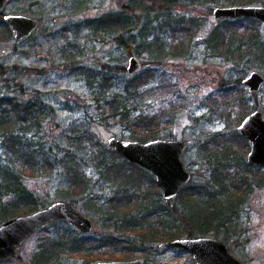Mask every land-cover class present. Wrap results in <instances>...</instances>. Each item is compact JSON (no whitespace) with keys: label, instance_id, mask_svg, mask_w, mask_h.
Here are the masks:
<instances>
[{"label":"rangeland","instance_id":"1","mask_svg":"<svg viewBox=\"0 0 264 264\" xmlns=\"http://www.w3.org/2000/svg\"><path fill=\"white\" fill-rule=\"evenodd\" d=\"M182 1L171 9L162 8L157 0H7L5 3L3 14H25L36 18L38 24L29 37L19 41L14 39L13 31L6 32L0 25V95L30 101L32 105L42 101L53 106V113L38 122L39 127L29 131L27 138L34 143L42 141L45 147L53 145L49 156H55V167L50 173L38 167L36 173L39 175H26L25 182L38 196L51 201H67L90 217L99 230L91 235L124 238L119 231L106 226L104 210L107 206L97 202L98 196L109 188L107 184L112 182L113 174L100 175L90 165L93 161H82L81 166H76L77 172H83L90 180L89 186L83 188L73 184V174L61 163L71 156L63 148H68L80 130L87 129L81 142L85 141L90 150L84 143L73 142L69 147L72 152L78 151V156L98 153L101 148L112 152L108 139H133L129 136L130 128L136 127L133 116L144 111L150 116L149 124L158 127L159 137L154 138H178L186 143L180 158L185 168L193 173L192 180L199 183L210 176L213 160L223 156L224 147L227 157H235L231 159L236 165H242L237 157L240 154L245 163L250 141L237 126L255 109L260 110L264 118V82L257 92L250 91L242 83L252 70L264 76V58L249 49V39H255L251 32L257 31L261 38L264 37V22L247 19L235 24L225 23L215 18L212 10L230 5L205 2L187 9ZM175 18L179 21L174 22ZM214 27L223 34L221 39L215 36L218 40L213 43ZM222 40L226 44L231 41L228 53H214L212 50H221ZM176 48L190 52L162 56L159 61L150 59L153 53ZM132 56L139 67L128 73L126 66ZM122 65L126 72L121 70ZM135 82L139 96L125 103L128 116L119 113L120 107L115 109L117 113L110 114L107 100L117 101L112 94L121 93L124 83L133 87ZM240 97H244L243 108L239 107ZM60 144H63V151L57 149ZM3 146L0 136V154ZM109 155L121 165L114 153ZM126 163L116 172L117 176H128L126 183L130 184L137 180L136 187L148 200L157 198L160 188L152 180L154 178ZM222 166L232 168L233 164L222 163ZM15 167L20 168L18 164ZM257 167L260 169H255V176H261L262 180L242 212L241 235L234 245L233 241L229 245L215 237L243 264H264V165ZM118 182L125 184L120 178ZM76 230L61 220L42 225L17 247L16 256L0 264H35L33 254L40 242L67 238L73 233L74 238L80 239L84 233ZM161 241L151 244V248L146 244L145 253L134 250L130 258H120L123 255L119 250L105 241L106 245L96 253L100 254V259L85 257L83 252L61 253L58 259L59 264H94L100 260L135 258L144 259L143 264L145 261L147 264L193 263L190 252L162 249L159 247Z\"/></svg>","mask_w":264,"mask_h":264},{"label":"trees","instance_id":"2","mask_svg":"<svg viewBox=\"0 0 264 264\" xmlns=\"http://www.w3.org/2000/svg\"><path fill=\"white\" fill-rule=\"evenodd\" d=\"M157 1H160L159 5L162 8L169 9L173 8L177 3H181L179 2L180 0ZM185 1L187 2L185 3ZM205 2H215L223 5H264V0H184V7L190 9L191 5L195 8L194 4ZM219 19L225 23L235 24L254 18L225 17ZM177 20L178 18H175L174 22H177ZM255 20L259 22V20ZM0 25L4 27L6 32L12 31L11 28H8V23L1 15ZM217 29V27L212 28L214 37L211 38V41L213 43L218 40L215 36H219L221 39L223 34ZM251 33V35L255 36V39H249V49L255 50L257 55L259 53V56L264 58V37L261 38L257 31ZM230 43L231 41L226 44L222 40L221 50L212 51L214 53H228L231 47ZM209 44L207 48H209ZM189 52L185 48H176L174 50L171 49L170 52L153 53L150 59L159 61L162 56L170 54L171 56H181L187 55ZM120 68L123 72H126L123 65ZM125 75L127 77L128 74L125 73ZM112 95L116 96L114 99H117V101L115 102L119 104L112 102V99L107 100L106 105L109 106L108 108H111L109 113H117L115 109L120 107L121 111L119 113L123 116H128L129 112L126 109L125 103L139 96L137 83L135 82L133 87H131L130 83H124L123 91L121 93H113ZM243 98H239L240 108H243L245 105ZM52 110L53 106L50 103L40 101L34 102L32 105L30 101L17 100L5 94L0 95V136L4 145V151L0 154V220L5 221L15 213L18 215L20 213H29L37 209L38 206H45L51 201L50 198L38 196L37 191L25 182L24 176L31 174L38 176L39 173H36L38 167H44L45 172L48 173L55 167V156L52 158L49 156L51 155L49 152L52 151L53 145L50 144L45 147L42 141L34 143V141L27 138L28 132L35 130L37 126L39 127L38 122L47 117V115L52 114ZM143 112L140 111L133 116V121L135 122L133 123L136 124V127L133 125L132 130L129 127L131 131L129 134L130 138L144 141L159 137L158 127L151 126L149 124V114ZM85 131L87 129L80 130L79 135L69 142L68 148H63V150L70 152L71 156L68 159L65 158L64 162L61 163L64 168L66 167L73 174V184H80L83 188L89 186L90 180L87 179L83 172L81 174L77 172L78 167L76 166H81L82 161H93L90 165H93V170L100 175L113 174L112 182L107 184L109 188L107 191L106 189L103 190L106 193L100 194L97 202L103 204L102 206H107L104 210L106 226L111 227L113 231H119L120 235L124 238L121 240L118 237H105L101 234L91 235L84 233L79 239L74 238L73 233L67 238L59 237L46 240V243L43 241L37 245V250L33 254L35 264H59L58 256L61 253L80 254L83 252L85 257L90 256L94 257L95 260L100 259V254L96 253L106 245L105 241L108 245L116 247L119 250V253L123 255L120 258L132 257V252L136 249L145 253L146 244H148V248H151V244L153 245L156 241L181 237L210 235L222 239L229 245L233 241L234 245L235 239L237 240L241 235L242 212L247 206L254 189L260 186L262 177L255 176V169L259 170L260 167L248 164L246 158L244 163L242 154L237 156L242 161V165H236L231 159L235 157H227V148L224 147L226 152H223V156L216 157L213 160L214 166L211 168L210 176L201 179L199 183H196L197 181L191 178L180 188L172 205L167 206L162 198L160 189L158 190L159 194L157 198L153 197L148 200V197L136 187L135 181L137 180L131 178L135 180L132 183L134 187H132V184L126 183V177L128 176L121 174L119 177L117 176L116 172L122 170L123 164H127V161L114 149L111 150L112 152H108L100 147L102 150H99L98 153L95 151L86 156H78V151L72 152L69 147L73 146V142H78L77 145L84 143V147L90 150L88 149L89 145L85 141L81 142V136H85L83 135ZM244 140L246 142L245 138ZM62 145L60 144L57 149L61 151ZM76 148L80 147L76 146ZM40 150L41 152L37 154ZM45 152L47 153L46 155ZM55 153L57 152L55 151ZM109 153H114L119 158L118 162L121 165L116 163L113 160L116 158L109 155ZM1 155H4V157H1ZM222 163L233 164V167L222 166ZM15 164H18L20 168L17 169ZM131 165L134 169L149 173L154 178L153 174L147 169L137 164ZM191 175L193 177L192 172ZM119 178L125 184L120 185L118 182ZM152 180L154 181L155 179ZM53 221L56 222L57 220ZM76 231L79 232L78 229ZM130 234L133 236H130ZM145 264H147L146 261Z\"/></svg>","mask_w":264,"mask_h":264},{"label":"water","instance_id":"3","mask_svg":"<svg viewBox=\"0 0 264 264\" xmlns=\"http://www.w3.org/2000/svg\"><path fill=\"white\" fill-rule=\"evenodd\" d=\"M7 0H0V14L3 13ZM215 18L248 17L264 22V6L262 5H230L213 8ZM4 20L13 30L15 40L29 37L37 28L36 18L21 13H6ZM138 61L129 58L126 71L135 72ZM264 76L252 70L242 79V83L250 91H259ZM237 129L250 141L246 154V162L254 166L264 165V118L261 111L255 109L246 114L239 122ZM108 144L127 162L137 164L154 176L161 190L162 198L167 206H171L180 188L191 178V172L184 166L180 158L186 149V143L178 138H152L144 141L111 137ZM53 220L70 223L82 233L97 234L99 230L92 219L73 208L64 200H54L47 205L29 213L11 217L0 223V261L16 256V249L34 231ZM159 247L169 250H185L192 254V264H243L229 252L225 243L210 236L184 237L166 239ZM94 264H143L142 258L100 260Z\"/></svg>","mask_w":264,"mask_h":264},{"label":"flooded vegetation","instance_id":"4","mask_svg":"<svg viewBox=\"0 0 264 264\" xmlns=\"http://www.w3.org/2000/svg\"><path fill=\"white\" fill-rule=\"evenodd\" d=\"M0 15L3 17L4 14L2 13V14H0ZM3 19H4V18H3ZM12 31H13V30H12ZM24 39H25V38H24ZM262 75H263V74H262ZM143 260H144V259H143ZM143 263H144V261H143Z\"/></svg>","mask_w":264,"mask_h":264}]
</instances>
